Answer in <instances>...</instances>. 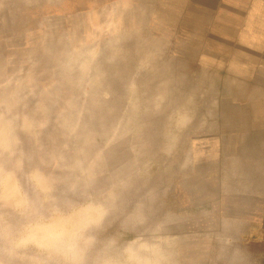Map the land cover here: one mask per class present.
I'll list each match as a JSON object with an SVG mask.
<instances>
[{
	"label": "rangeland",
	"instance_id": "rangeland-1",
	"mask_svg": "<svg viewBox=\"0 0 264 264\" xmlns=\"http://www.w3.org/2000/svg\"><path fill=\"white\" fill-rule=\"evenodd\" d=\"M50 13L0 11V117L24 194L36 198L24 174L38 171L51 197L108 209L101 242L143 236L160 242L163 264H223L207 213L237 208L230 191L245 188V171L194 157L222 122L206 75L170 55L146 58L136 42L87 41L78 16L71 25ZM0 216L19 220L6 203Z\"/></svg>",
	"mask_w": 264,
	"mask_h": 264
},
{
	"label": "crops",
	"instance_id": "crops-1",
	"mask_svg": "<svg viewBox=\"0 0 264 264\" xmlns=\"http://www.w3.org/2000/svg\"><path fill=\"white\" fill-rule=\"evenodd\" d=\"M23 9L71 25L78 16L87 41L136 42L146 58L170 55L206 75L222 122L194 144V157L211 170L245 171V188L230 191L237 208L207 213L209 234L223 264H264V0H0L5 13Z\"/></svg>",
	"mask_w": 264,
	"mask_h": 264
},
{
	"label": "clouds",
	"instance_id": "clouds-1",
	"mask_svg": "<svg viewBox=\"0 0 264 264\" xmlns=\"http://www.w3.org/2000/svg\"><path fill=\"white\" fill-rule=\"evenodd\" d=\"M15 155L11 121L0 117V203L19 217L11 223L0 216V264H163L158 240L135 236L101 242L108 209L90 199L51 197L47 177L35 170L24 174L37 193L29 199L20 180L23 161L13 162Z\"/></svg>",
	"mask_w": 264,
	"mask_h": 264
}]
</instances>
